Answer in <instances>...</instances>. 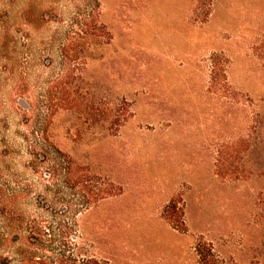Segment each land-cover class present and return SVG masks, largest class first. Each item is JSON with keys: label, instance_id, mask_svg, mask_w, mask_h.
<instances>
[{"label": "rangeland", "instance_id": "rangeland-1", "mask_svg": "<svg viewBox=\"0 0 264 264\" xmlns=\"http://www.w3.org/2000/svg\"><path fill=\"white\" fill-rule=\"evenodd\" d=\"M0 264H264V0H0Z\"/></svg>", "mask_w": 264, "mask_h": 264}]
</instances>
